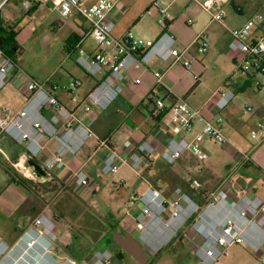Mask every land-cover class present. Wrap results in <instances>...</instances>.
<instances>
[{
    "label": "crops",
    "instance_id": "1",
    "mask_svg": "<svg viewBox=\"0 0 264 264\" xmlns=\"http://www.w3.org/2000/svg\"><path fill=\"white\" fill-rule=\"evenodd\" d=\"M96 1L89 0L88 4ZM156 1H158L157 6L155 5ZM56 3L57 0H51L49 4L33 5L30 9H25L22 6V0H10L4 6L0 12L1 22L5 27L14 29L16 32L15 40L21 52L22 47L18 42L22 28L21 21L25 17L31 19L36 15H39L41 19H46L47 14L43 11L44 8L47 9L46 11L49 9L58 12L55 9ZM223 9L225 16L222 24L214 21L211 14L201 8L195 0H118L115 11L116 27L113 30V36L116 39H122L131 31L142 40L144 46H149L164 31H168L175 36L178 47H189L186 57L192 61L191 68L187 70L181 63L163 61L157 57H153L139 69L129 68L122 83L121 94L113 104L107 110L94 109L83 116V124L94 134L85 141L76 153H67L64 162L53 166L45 177H38L33 167L28 164L29 156L24 144L17 142L9 134L0 132V171H5L6 168L13 169L19 174H24L27 171L30 172L29 175L33 179L58 180L74 190L73 173L81 167L92 179L94 190L97 191L99 181L96 177L102 178L99 172L110 149L118 151L127 159H131L137 152L138 145L142 142H148L156 148V151L145 157L142 169H146L150 175L151 173L155 174L153 182L156 188L163 195L172 199L175 197L176 188L180 187L183 190L186 188L187 179L191 177L189 173L195 169V167L191 168V161L195 159L203 161L189 151L185 152L174 164H167L163 158L171 138L190 140L204 124L203 120L198 119L192 132L180 131L178 134L176 133L177 126L171 123L170 110L179 99H184L197 109L206 120L216 122L217 118L222 116L224 131L230 141L245 151H251L249 162L241 163L237 158L238 161L229 164L228 173L231 174V177L237 178V181L232 184L225 177L222 181L223 188L226 190L224 197L232 201L247 194L259 196L264 200V140L258 141V145L250 144L247 135L249 126L257 129L259 120L264 116V106L256 111L249 106L251 108L249 111L252 113L246 118L239 115L234 100L223 110H218L215 106V100L221 90H232L235 94L233 99H235L237 90L246 89L255 80L251 75H246V78L242 77L240 80L233 79L239 70L235 65L234 55L228 47L231 39L229 28L241 26L249 17L264 11V0H231ZM161 10L166 12L165 26L158 23ZM65 19L73 21V27L69 30L66 38L71 55L76 54L78 45L90 53L99 49L95 39L89 34L90 25L83 17L73 13ZM63 22L59 19L57 25L61 26ZM201 32H205L209 43L207 52L203 54L197 52V46L194 43L196 36ZM73 49L75 51L72 52ZM105 50L108 60H111L117 48L110 46ZM20 54L17 55L16 62L27 74L42 84L70 113L76 115L81 113L87 94L95 87L99 78L93 77L92 80L88 79L84 82L79 78L66 81L61 79L58 81L40 80L22 67L18 59ZM213 64L221 66L222 70L227 72L229 76L223 86L217 85L213 89H208L206 77ZM155 72L162 74L161 83L157 82ZM15 74L9 77L7 84L0 92V119L5 116L6 109H11L13 113H17L27 103L24 83L18 82ZM195 75L199 76L198 81L195 80ZM258 78L260 84L257 87L264 88V75ZM73 79L79 80V85L71 91L66 86ZM136 79L140 81L136 82ZM158 98L164 101L167 111L160 119L152 114L155 109V101ZM42 113L46 118L58 115L56 105L51 103L44 106ZM66 123L74 127L77 121L74 117L66 120L60 116L57 127L63 130ZM99 139L106 140V147L96 149ZM207 141L203 143V149ZM59 144L56 138L46 137L41 143V151L33 158L44 167L45 161L57 152ZM253 146L256 148L252 150ZM229 151L231 154H235L232 150ZM209 163L210 165H205V167H213V162L210 161ZM21 165H24V172H21V168H19ZM176 165H180V167L175 168ZM169 170L173 171L174 185L167 184L170 182ZM5 178L4 172H0V236L10 246H14L19 251L23 250L22 238H24V234L32 226L34 220L42 214L55 223L58 233L62 229L65 230L66 227L59 216L47 207H43L37 197L30 204H27L32 191L11 180L10 176L8 184L5 185ZM224 214L223 210L221 212L207 210L202 220L205 224H210L216 219L222 218ZM164 217L167 218L168 216L164 215ZM181 231H184L181 235L186 242L195 241L199 245L204 242V237L198 234L193 227ZM137 233L139 232L136 229L131 231V234L138 239ZM48 241V236H42L30 262H39V264H93L90 260L72 251V243L69 240L59 238L53 241L50 247H48ZM259 255L264 257V249L260 251ZM190 259L195 264L198 262L197 256Z\"/></svg>",
    "mask_w": 264,
    "mask_h": 264
},
{
    "label": "built area",
    "instance_id": "2",
    "mask_svg": "<svg viewBox=\"0 0 264 264\" xmlns=\"http://www.w3.org/2000/svg\"><path fill=\"white\" fill-rule=\"evenodd\" d=\"M10 0H0V12ZM201 8L211 14L214 21L223 24L225 12L223 7L231 0H195ZM51 0H22V6L30 9L33 5L49 4ZM89 0H57L55 9L63 18H68L73 13L83 17L90 25L89 34L95 39L99 49L90 53L81 45L76 49L77 63L92 77H97L98 82L87 94L81 113H70L54 96H52L42 84L27 74L12 58L0 48V92L7 84L12 74L17 76L18 82L24 83V92L27 103L17 113L11 109L5 110V116L0 119V132L12 136L17 142L23 143L27 155L34 157L41 151V143L46 137H54L59 141L57 152L51 155L44 163L47 172L56 164L64 162L67 153H76L85 141L94 133L87 128L82 118L94 109L107 110L120 96L122 83L126 78L129 68L139 69L147 64L153 57L163 61L181 63L189 70L192 61L186 57L189 47L177 46L176 38L168 31H164L149 46H144L141 39L133 32H128L122 39L113 36L116 27V7L118 0H97L88 4ZM158 1L155 5L157 6ZM161 26L166 24V12L161 10L158 20ZM225 26V25H224ZM229 50L234 55V62L238 70L245 75L255 78L257 85L260 84L258 77L264 75V11H260L249 17L241 26L229 28ZM197 52L203 54L208 50V40L205 32L199 33L194 42ZM115 46L117 51L108 60L105 48ZM158 83H161L162 74L155 72ZM195 80L199 76L195 75ZM136 79V82H139ZM79 85V80H71L66 88L71 91ZM235 97L232 90L224 89L218 92L215 106L223 110ZM48 103L56 105L58 115L46 118L42 110ZM165 109L162 99L155 101V110ZM248 110H251L248 107ZM171 123L175 124L176 133L180 131L192 132L195 122L204 121L202 128L190 140L171 138L166 146L163 158L167 164H174L187 151L201 160L207 158L203 149V143L211 140L219 144L230 143L235 147L232 150L239 158V162L247 163L251 160V151H245L233 144L226 135L223 127L224 119L219 116L216 122L203 118L200 112L193 108L186 100L179 99L170 110ZM60 116L69 120L74 117L76 126L66 123L63 130L57 127ZM252 139L264 140V116L259 120L257 129L251 134ZM106 140L99 139L98 147H106ZM256 146L252 147V150ZM156 148L142 142L137 147V152L127 159L118 151L110 149L102 165V173L115 174L124 165L139 174L144 165L146 156H150ZM21 172L24 165H21ZM74 190L83 199L90 198L94 193V183L89 175L80 167L73 173ZM192 190H198V179H187ZM175 197L168 199L162 192L150 185L140 197V209L135 216V229L139 232L138 240L143 245L157 249L159 245L168 242L177 232L192 218L198 210L197 202L182 188L175 190ZM207 208L200 214L199 219L193 224L198 234L204 237V242L198 248L196 256L198 264H214L226 254L227 248L235 243H246L260 254L264 249V200L255 195H242L238 200H227L224 193L213 194ZM207 210L224 211L222 218L210 224L203 222ZM164 215L168 217L165 218ZM48 236V247L57 239L56 225L46 215L36 218L32 226L24 234L22 241L23 250L19 251L10 246L0 236V264H39L30 262L33 252L39 244L42 236ZM32 258V259H31ZM97 264H114L112 255L108 250L98 252Z\"/></svg>",
    "mask_w": 264,
    "mask_h": 264
},
{
    "label": "rangeland",
    "instance_id": "3",
    "mask_svg": "<svg viewBox=\"0 0 264 264\" xmlns=\"http://www.w3.org/2000/svg\"><path fill=\"white\" fill-rule=\"evenodd\" d=\"M46 10L45 8L43 10L47 14L46 19H41L39 15H36L31 19L25 17L21 21L22 28L18 36V42L22 47V52L18 56L20 64L40 80L58 81L61 79L66 81L72 78H79L82 82L88 79L92 80L93 77L77 63V55H71V50H68L66 38L69 30L73 27V21L62 19L63 17L61 18V15L54 10ZM59 19L64 21L61 26L57 25ZM228 76L229 74L222 70L221 66L213 64L206 77L207 88L223 86ZM242 77L246 78V75L239 70L233 79L240 80ZM255 81H252L253 83L246 89L237 90V96L233 99L239 115L243 118L249 117L252 113L247 107L250 106L256 111L264 106V88L257 87ZM261 89L263 91L260 92ZM255 131L253 127L249 126L247 135L250 144L258 145V139L251 138L252 132ZM234 149L235 147L230 143L219 144L208 140L204 146L207 158L203 161L198 159L191 161V168L195 167V169L189 175L199 180L200 187L195 190L197 197H193V190L188 182L184 190L197 202L199 208L168 242L159 245L157 249L144 245L150 258L148 264H195L191 262L190 258L196 256V252L202 244H196L195 241L186 242L181 235L184 231L181 230L193 227L199 215L204 212L212 200L213 194L224 193L225 195L226 190L222 185L225 177L232 184L237 181V178L231 177L227 170L229 164L238 161L237 155L231 154L229 151ZM210 161L213 162V167H205V165H210ZM179 167L180 165L175 166V168ZM0 172H4L5 185H7L9 174L3 170ZM25 173H20V175L31 180L30 185L33 189L27 204L37 197L41 205L56 213L67 228L62 229L59 233L56 230V240L59 238L69 240L72 243V251L90 260L93 264H97L98 252L105 250H108L112 255L114 264H140L127 252H123L115 243L104 249H98L97 246L104 236H109L112 230L109 224L110 219L118 221L117 231L131 233L135 229L134 218L140 209V197L148 186L156 187L153 182L155 174L151 173L150 175L146 169H141L137 174L126 165L122 166L115 174H104L100 169L99 173L102 178L96 177L99 181L97 191L90 198L83 199L69 185L58 180L33 179L29 175L30 172L26 171ZM172 174L173 171L169 170L170 182L167 184L174 185ZM109 213H111L110 217H108ZM197 261L199 262V260ZM214 264H264V257L246 243H235L229 246L226 254Z\"/></svg>",
    "mask_w": 264,
    "mask_h": 264
},
{
    "label": "trees",
    "instance_id": "4",
    "mask_svg": "<svg viewBox=\"0 0 264 264\" xmlns=\"http://www.w3.org/2000/svg\"><path fill=\"white\" fill-rule=\"evenodd\" d=\"M16 32L12 27H5L0 19V48L16 62L17 55L21 53V49L18 47V44L15 40ZM167 113L166 108L162 111H156L153 110L152 114L157 116V119H160ZM6 173L9 174L11 180H14L16 183L24 187L25 189L32 191L33 189L31 187V181L24 176H21L19 173H17L15 170H11L10 168H6ZM193 197H197L196 191H192ZM111 216V213H109L108 217ZM110 228H112L109 236H104L100 242V244L97 246L98 249H104L109 248L113 243L117 244L115 240L113 239V231H117V225L118 221L116 219H110L109 220ZM120 232V231H119ZM123 252H125L121 247H119ZM120 258H123L122 256H119Z\"/></svg>",
    "mask_w": 264,
    "mask_h": 264
},
{
    "label": "water",
    "instance_id": "5",
    "mask_svg": "<svg viewBox=\"0 0 264 264\" xmlns=\"http://www.w3.org/2000/svg\"><path fill=\"white\" fill-rule=\"evenodd\" d=\"M28 164L33 167L34 172L38 177H45L48 175V172L45 170L42 164L33 157H29ZM112 234L117 245L134 259H136L140 264L149 263L150 258L144 248V245L135 236L129 232L119 231H113Z\"/></svg>",
    "mask_w": 264,
    "mask_h": 264
}]
</instances>
